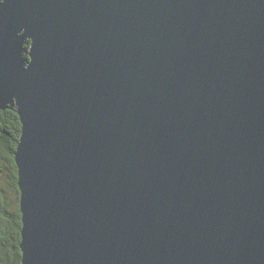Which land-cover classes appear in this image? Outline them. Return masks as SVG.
Masks as SVG:
<instances>
[{
	"label": "water",
	"instance_id": "obj_1",
	"mask_svg": "<svg viewBox=\"0 0 264 264\" xmlns=\"http://www.w3.org/2000/svg\"><path fill=\"white\" fill-rule=\"evenodd\" d=\"M6 109L21 264H264V0H1Z\"/></svg>",
	"mask_w": 264,
	"mask_h": 264
},
{
	"label": "trees",
	"instance_id": "obj_2",
	"mask_svg": "<svg viewBox=\"0 0 264 264\" xmlns=\"http://www.w3.org/2000/svg\"><path fill=\"white\" fill-rule=\"evenodd\" d=\"M20 131L21 124L15 109L0 111V175L7 176L8 187L16 193V203L11 208L0 192V264H21V214L16 185L17 168L14 162Z\"/></svg>",
	"mask_w": 264,
	"mask_h": 264
},
{
	"label": "rangeland",
	"instance_id": "obj_3",
	"mask_svg": "<svg viewBox=\"0 0 264 264\" xmlns=\"http://www.w3.org/2000/svg\"><path fill=\"white\" fill-rule=\"evenodd\" d=\"M0 192L3 193L1 196L9 204L11 208L15 205V194L14 190L8 187V181L6 175H0Z\"/></svg>",
	"mask_w": 264,
	"mask_h": 264
}]
</instances>
